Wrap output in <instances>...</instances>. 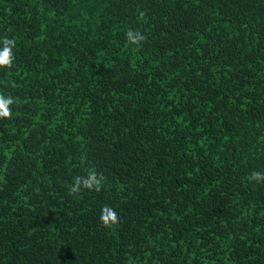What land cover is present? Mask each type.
Returning <instances> with one entry per match:
<instances>
[{
  "label": "trees",
  "instance_id": "16d2710c",
  "mask_svg": "<svg viewBox=\"0 0 264 264\" xmlns=\"http://www.w3.org/2000/svg\"><path fill=\"white\" fill-rule=\"evenodd\" d=\"M4 40L0 264H264V0H0Z\"/></svg>",
  "mask_w": 264,
  "mask_h": 264
},
{
  "label": "clouds",
  "instance_id": "9594fccd",
  "mask_svg": "<svg viewBox=\"0 0 264 264\" xmlns=\"http://www.w3.org/2000/svg\"><path fill=\"white\" fill-rule=\"evenodd\" d=\"M128 40L132 43H138L140 40L143 39V37L139 33H133L132 31H129L128 34ZM4 47L2 50H0V67L8 66L12 63V54L11 49L12 46H14V41L12 40H4ZM13 103V100L10 97H5L3 95H0V117H9L10 111H9V105ZM261 178H264V174L262 173H253L252 179L259 180ZM83 183V186L86 188H92V187H99L101 181L97 179L96 175L94 173H89L86 179L81 181V179L78 177L75 181V186L71 189V191L75 192L79 190V187ZM101 220L104 222L105 225H109V223H115L117 220V214L115 211L110 207H105L102 210L101 214Z\"/></svg>",
  "mask_w": 264,
  "mask_h": 264
}]
</instances>
